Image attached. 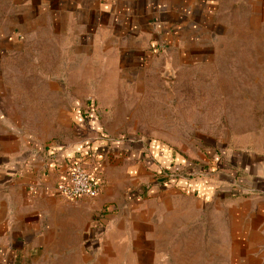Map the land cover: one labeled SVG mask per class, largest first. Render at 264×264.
Segmentation results:
<instances>
[{"label": "crops", "instance_id": "crops-1", "mask_svg": "<svg viewBox=\"0 0 264 264\" xmlns=\"http://www.w3.org/2000/svg\"><path fill=\"white\" fill-rule=\"evenodd\" d=\"M231 14L221 0H0V264H264L263 132L194 156L103 137L129 90L224 56ZM74 161L95 198L57 194Z\"/></svg>", "mask_w": 264, "mask_h": 264}, {"label": "rangeland", "instance_id": "rangeland-1", "mask_svg": "<svg viewBox=\"0 0 264 264\" xmlns=\"http://www.w3.org/2000/svg\"><path fill=\"white\" fill-rule=\"evenodd\" d=\"M221 3L227 12L233 8L224 56L177 73L163 68L152 78L157 89L129 90L128 104L105 109L127 116L106 115L108 137L141 149L157 140L194 156L201 148L229 151L247 135L264 133V71L253 68L257 60L264 67V0Z\"/></svg>", "mask_w": 264, "mask_h": 264}, {"label": "built area", "instance_id": "built-area-1", "mask_svg": "<svg viewBox=\"0 0 264 264\" xmlns=\"http://www.w3.org/2000/svg\"><path fill=\"white\" fill-rule=\"evenodd\" d=\"M110 142L120 141L112 140ZM161 174H166L161 171ZM101 183L93 178L88 170L79 161H74L70 166V171L66 178L56 183L55 190L57 194L66 201L77 200L81 197L95 198L101 191Z\"/></svg>", "mask_w": 264, "mask_h": 264}, {"label": "trees", "instance_id": "trees-1", "mask_svg": "<svg viewBox=\"0 0 264 264\" xmlns=\"http://www.w3.org/2000/svg\"><path fill=\"white\" fill-rule=\"evenodd\" d=\"M104 138H106L107 136H103Z\"/></svg>", "mask_w": 264, "mask_h": 264}]
</instances>
